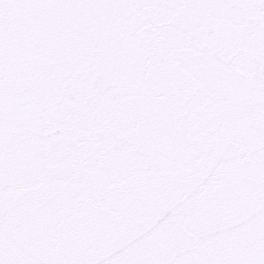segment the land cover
<instances>
[{"label": "snow or ice", "instance_id": "obj_1", "mask_svg": "<svg viewBox=\"0 0 264 264\" xmlns=\"http://www.w3.org/2000/svg\"><path fill=\"white\" fill-rule=\"evenodd\" d=\"M0 264H264V0H0Z\"/></svg>", "mask_w": 264, "mask_h": 264}]
</instances>
